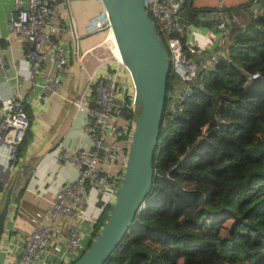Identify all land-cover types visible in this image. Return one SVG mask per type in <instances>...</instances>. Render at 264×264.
I'll use <instances>...</instances> for the list:
<instances>
[{"label": "trees", "instance_id": "trees-1", "mask_svg": "<svg viewBox=\"0 0 264 264\" xmlns=\"http://www.w3.org/2000/svg\"><path fill=\"white\" fill-rule=\"evenodd\" d=\"M186 6L182 16L189 23L210 26ZM150 19L165 46L166 32ZM229 40L215 68L203 75L202 86L191 84L190 97L175 114L169 111L171 96L183 87L169 72L151 191L104 264H189L193 258L200 264H264V1L245 30L231 27ZM255 73L259 77L249 80ZM89 89L94 96L95 86ZM121 111L120 143L127 156L132 134L127 125L134 124L139 108ZM31 141L28 127L19 158ZM114 184L109 195L119 187ZM111 208L105 204L85 251ZM228 220L235 222L232 232L219 239Z\"/></svg>", "mask_w": 264, "mask_h": 264}, {"label": "built area", "instance_id": "built-area-1", "mask_svg": "<svg viewBox=\"0 0 264 264\" xmlns=\"http://www.w3.org/2000/svg\"><path fill=\"white\" fill-rule=\"evenodd\" d=\"M262 1L264 0H251L248 10L251 18L256 19L260 15ZM187 2L188 0H144L147 15L166 32L165 46L171 72L183 87L171 96L169 111L173 114L190 97L191 84L198 82L201 85L203 75L215 68L219 57L230 44L231 27L237 25L245 30L247 23L240 22L238 16L228 13L224 3L219 1L214 8L211 32L207 37L208 44H198L195 32L197 27L182 16ZM15 3L17 16L11 22V31L30 45L26 57L30 65V77L42 73L48 58L56 68V76L40 75L41 96L51 103L58 98L61 102L73 106L79 114L86 116V133L92 143L90 149L57 148V162L71 164L77 168L78 178L55 194L48 219L40 222L25 239L16 264H73L85 252V244L92 237L97 221L83 216V208L87 204V187L109 196L111 186L113 187L114 183L120 186L122 182L121 174L112 175L103 168L115 167L120 160L118 143L121 129L116 123V114L119 110L127 109L137 112L134 104L135 90L125 67L117 61H110L122 67L129 76L131 87L124 89L123 93L120 92L118 73L99 71V67L92 73L87 84V93H84L80 100L62 94L61 77L69 64L70 51L62 38L65 28L58 16L60 3L58 0H26L24 4L15 0ZM105 30L108 35L110 28L107 14L101 9L87 32L100 33ZM5 69V61L0 56V73L5 74ZM258 77L259 74L255 73L249 80ZM91 86H95L94 96L89 94ZM125 93L129 95L130 100L123 96ZM29 124V118L16 96H11L7 103H0V145L7 150L5 157L10 169L18 160V147ZM127 126L133 133L134 124ZM116 192L117 189L112 194V204ZM58 242L64 243L63 252L58 250ZM52 258H55L54 261H51Z\"/></svg>", "mask_w": 264, "mask_h": 264}, {"label": "crops", "instance_id": "crops-1", "mask_svg": "<svg viewBox=\"0 0 264 264\" xmlns=\"http://www.w3.org/2000/svg\"><path fill=\"white\" fill-rule=\"evenodd\" d=\"M20 1L23 4L26 2V0ZM219 1L224 3L230 14L238 16L240 22L244 23L250 20L246 7L251 0H188L186 7L190 11L201 13L198 16L199 20L202 23L206 21L212 26V9ZM60 6L58 16L65 28L62 38L70 51L69 64L61 77V93L80 100V97L87 93V82L92 73L99 67V71L118 73L123 87L130 88L131 82L126 71L110 62L111 58L109 59L105 53H102L103 34L87 32L92 20L101 12L100 1L62 0ZM183 15L185 17V10ZM16 16L15 0H0V56L3 57L6 64L5 74L0 73V103H7L13 95L17 97L29 118L32 141L26 155L23 158L18 157L12 169L7 166L6 148L0 145V205L18 170H21L17 182L18 190L1 237L0 264H16L25 239L40 222L48 219L55 194L63 186L71 184L78 178L77 168L71 164L57 162V148L65 147L69 150H77L92 147L86 133V116L79 114L73 106L64 101L61 102L58 98L51 103L41 96L42 80L40 75L56 76V68L46 58V66L42 73L35 74L33 78L30 77V65L26 58L30 51V45L11 31V22ZM202 25H195L197 27L195 30L196 39L198 44H208L207 37L211 32L210 26ZM75 45H77L76 51H74ZM74 52L77 57L74 56ZM118 54L119 51L116 50V58ZM74 58H77L81 66L79 81L76 85ZM113 58L117 60L115 57ZM103 63L105 66L102 67ZM124 117L122 111L119 110L116 114L118 126L120 121H124ZM118 146L121 152L119 162L115 167L106 166L103 168L104 171L117 176L122 172L126 159L124 146L120 142ZM113 200L112 195L104 196L87 187V204L83 208V216L87 219L97 220L102 214L105 204L112 205ZM57 246L60 252L64 251L63 242H58ZM54 259L52 258L51 261Z\"/></svg>", "mask_w": 264, "mask_h": 264}, {"label": "water", "instance_id": "water-1", "mask_svg": "<svg viewBox=\"0 0 264 264\" xmlns=\"http://www.w3.org/2000/svg\"><path fill=\"white\" fill-rule=\"evenodd\" d=\"M99 1L107 14L121 64L133 83L134 104L139 108V114L127 150L123 179L108 219L92 245L73 264H104L142 210L154 179L153 156L167 99L168 74L171 71L166 48L146 13L144 0ZM76 48L77 45L74 51ZM74 56L77 57L76 52ZM73 67L76 85L81 72L77 58L73 59ZM20 173L21 170H18L0 205V243L5 221L18 190Z\"/></svg>", "mask_w": 264, "mask_h": 264}, {"label": "rangeland", "instance_id": "rangeland-1", "mask_svg": "<svg viewBox=\"0 0 264 264\" xmlns=\"http://www.w3.org/2000/svg\"><path fill=\"white\" fill-rule=\"evenodd\" d=\"M100 34H103L102 36H105L106 34H107V31L105 30V31H101L100 32ZM165 44V43H164ZM166 48V47H165ZM102 53H105V55L106 56H108V58L110 59L111 58V61H113V62H116V60H114V58H113V56H112V54H111V52H110V50L108 49V47H107V45L104 43L103 45H102ZM118 80H119V86H121V89H120V91H121V93H123L124 91V88L125 89H128L127 87H123V84H122V80L120 79V78H118ZM79 81V79L77 80V82ZM120 93V94H121ZM123 125V122H121L120 121V126H122ZM87 215V214H86ZM234 221L233 220H228L225 224H224V226H223V228H222V230L220 231V233H219V239H226V238H228L229 236H230V234H231V232H232V229H233V227H234ZM189 264H200V260L198 259V258H193L192 260H190V262H188ZM178 264H184V262L182 261V260H180L179 262H178Z\"/></svg>", "mask_w": 264, "mask_h": 264}, {"label": "bare ground", "instance_id": "bare-ground-1", "mask_svg": "<svg viewBox=\"0 0 264 264\" xmlns=\"http://www.w3.org/2000/svg\"><path fill=\"white\" fill-rule=\"evenodd\" d=\"M103 42L107 45V47L110 50L112 56L116 58L115 53H116V50H118V47L116 45V40L114 38V35H113L112 31H110L108 35L104 36ZM116 59H117L116 61L121 64L122 60H121V57H120V53L118 54Z\"/></svg>", "mask_w": 264, "mask_h": 264}]
</instances>
